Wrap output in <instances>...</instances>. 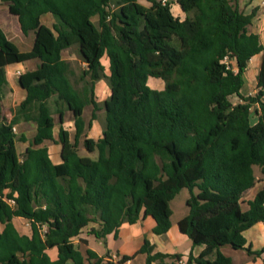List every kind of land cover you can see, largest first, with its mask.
I'll return each mask as SVG.
<instances>
[{
  "label": "trees",
  "instance_id": "obj_1",
  "mask_svg": "<svg viewBox=\"0 0 264 264\" xmlns=\"http://www.w3.org/2000/svg\"><path fill=\"white\" fill-rule=\"evenodd\" d=\"M146 1L119 0L113 8L110 0H0L22 33L33 36L20 49L0 27V264H122L137 253L145 254L144 264H178L181 254L154 250L147 238L117 261L89 248L83 256L73 239L88 226L98 239L117 237L122 223L143 215L154 219L153 233L164 234L169 203L182 188L189 191L188 211L177 227L193 245H204L185 264H231L224 245L264 254V245L253 251L244 237L264 223V185L243 199L257 182L254 166L264 175V45L248 29L253 16L238 0H175L184 18L172 13L171 0ZM47 14L50 25L42 21ZM67 48L77 50L80 64L62 57ZM256 54V90L243 95L244 71ZM226 55L236 70L226 67ZM30 59L39 63L18 77L26 96L7 116L4 67ZM149 77L163 88L149 86ZM100 79L110 93L101 107L102 135L94 140L86 130L100 109L94 99ZM66 111L72 138L63 126ZM20 121L35 123L31 139L17 137L13 126ZM81 138L94 158L78 154ZM18 140L30 146L21 155ZM46 140L60 144L59 163L51 161ZM13 217L27 221L30 233H19Z\"/></svg>",
  "mask_w": 264,
  "mask_h": 264
},
{
  "label": "crops",
  "instance_id": "obj_2",
  "mask_svg": "<svg viewBox=\"0 0 264 264\" xmlns=\"http://www.w3.org/2000/svg\"><path fill=\"white\" fill-rule=\"evenodd\" d=\"M264 0H238V6L242 10L244 14H252L251 23L248 26L249 31L253 33H257L259 35L261 43L264 45ZM141 3L148 5V1L140 0ZM111 6L113 8H117L119 6V0H110ZM171 11L174 15L179 16L180 18H184L185 14L182 11L180 5L175 1L171 0L170 3ZM6 11V12H5ZM0 27L6 34V36L10 39L8 35L9 31H12L10 22L13 23L14 20L17 21V18L10 14L8 11V6L5 3L0 2ZM44 20V21H43ZM95 21L96 18H93ZM42 21L50 25L53 21L52 16L45 15ZM18 23V21H17ZM19 27V23H18ZM20 34L18 35L19 39L22 42L27 43V48H29L32 44L33 36L29 34L25 36L20 30ZM62 57L65 59H72V48L64 49L62 52ZM104 61V62H102ZM101 62L104 64V71L106 73L107 66L109 65V60L106 54H104L101 58ZM261 62V54L254 55L248 62V65L244 71V80L247 82H251V79L254 78V84L256 86V75ZM39 63L38 59H30L21 63H12L8 64L4 67L5 78H6V86L4 87V97L2 99V107L12 108L18 105L26 96V91L19 85L18 77L21 73L26 70L34 69ZM253 63L250 69V64ZM20 73L17 74L16 72ZM108 74V73H106ZM148 78V83L154 88L161 89L163 88V81L161 79H150ZM241 89V93H242ZM110 89L107 85L105 79H100L94 84V99L100 105V109L97 111V118L91 121L90 127L86 130V136L93 138L94 140L98 139L102 135V121L101 112L103 110L102 102L109 96ZM91 106V105H86ZM92 106L89 109V116L86 121L89 119L91 114ZM85 111V107L83 109V114ZM71 117L66 122V126H64L69 134L70 138H72L74 132V124L72 119V114L70 111ZM10 116V114H6ZM64 123V121H63ZM26 125H29L30 130H28ZM60 125V124H59ZM59 125L57 130H55V126L53 128L54 137H57V132L59 129ZM15 133L18 136L23 135L27 139H31L35 134V123L32 121H20L16 125H14ZM31 132V135H28V132ZM82 141V138L80 139ZM79 141V142H80ZM48 149V154L53 163H59L61 161V146L59 143L51 140H46L44 142ZM83 145V144H82ZM78 143V147H79ZM16 151L18 155H21L25 152L30 146L27 141L16 142ZM250 190V189H249ZM258 190V189H257ZM256 190V191H257ZM255 192L246 191L243 195L244 200L252 199L255 195ZM248 192V194H247ZM181 218V217H180ZM179 219V218H178ZM172 222L168 231L164 234H155L152 231L153 226L155 225L154 219L149 215L141 216L135 223H122L117 231V237H114L112 233L108 234L102 241V247H96L93 243L96 241V237L94 235L88 233V227L84 228L81 233L74 237V242L79 249V251L85 256L86 249H91L96 252L99 256L105 255L106 253L113 261H117L121 255H132L134 254L142 245L144 238H147L150 244H154V250H158L164 253L175 254L179 253L184 258L187 259V256L190 254L193 257H196L204 248V245H190L188 244V240H191L186 234H183L179 231L177 227V221ZM12 222L17 229V231L21 234H29L30 228L27 221H25L21 217H13ZM3 224L0 223V230H2ZM244 237L246 239L245 246H249L251 250H259L264 245V223L258 222L244 231ZM98 239V238H97ZM182 244H186L187 246L184 250L178 251V247ZM220 251L228 256L231 260V264H263L264 254L255 255L253 253H248L245 249H234L230 245H224L220 247ZM48 254L51 259H55L57 255V251L55 248L49 249ZM139 259V260H138ZM145 254L137 253L129 259L128 261L122 264H144Z\"/></svg>",
  "mask_w": 264,
  "mask_h": 264
},
{
  "label": "rangeland",
  "instance_id": "obj_3",
  "mask_svg": "<svg viewBox=\"0 0 264 264\" xmlns=\"http://www.w3.org/2000/svg\"><path fill=\"white\" fill-rule=\"evenodd\" d=\"M6 12V11H5ZM0 17H2L0 15ZM16 17V16H15ZM44 21V20H43ZM10 25L11 28H12V31H9L8 35L10 37H12V39H14V42L19 46L20 49H26L27 47V43L26 42H22L18 35L20 34L19 32V27H18V23L16 20L12 22H10ZM72 59H68V60H71L72 62H77L78 64H80V59H79V55L77 53V50L75 48H72ZM104 62V61H102ZM101 62V64L104 66V64ZM253 65V63L250 64V69L252 68L251 66ZM108 67V66H107ZM106 73H109V70L107 68L106 70ZM152 80L154 79H157V78H150ZM148 83V82H147ZM149 86H151L149 83H148ZM153 87V86H151ZM154 88V87H153ZM242 94L243 95H249V94H254L255 93V90H256V86L254 84V78L251 79V82H246L244 83V85L242 86ZM239 100V98L237 96H232L231 97V101L232 102H237ZM14 107L12 108H6V107H2V112L3 114H10V111L13 109ZM91 108V106H85V111H84V114H83V117L84 119H87L88 116H89V109ZM101 115H103V112H101ZM255 111L252 112V121H255L256 117H255ZM54 116V119H55V122H56V125H55V130H57V127L59 125V117H58V114L57 113H54L53 114ZM71 117L70 113L69 112H65L64 116H63V125L66 126V122L69 120V118ZM101 121L103 122V116L101 117ZM28 130H30L29 128V125H26V127ZM28 135L30 136L31 135V132L29 131L28 132ZM79 147H78V154L79 155H82V156H89L91 158H94L96 153L95 152H89L87 151L84 146L82 145V141L79 142ZM254 172H255V175L257 177V182L256 184L254 185L253 188H251L250 190H248V192L252 193V192H255L257 189H259L262 185H264V175L261 174L259 168L257 166H254ZM247 192V194H248ZM189 196V191L187 188H182L175 196L174 198L170 201L169 205H170V208L172 210V215L170 217L171 221L172 222H175L178 218L182 217L184 214L187 213L188 211V207L186 205V199L187 197ZM245 196H246V193H245ZM96 241L93 243V245H95L96 247H102V241L101 239H95ZM188 244L192 245V241L191 240H188ZM187 245L186 244H182L178 247V251H183L184 248L186 247ZM182 258L184 260H186V258H184V256H182ZM118 260V259H117ZM139 260V259H138Z\"/></svg>",
  "mask_w": 264,
  "mask_h": 264
},
{
  "label": "built area",
  "instance_id": "obj_4",
  "mask_svg": "<svg viewBox=\"0 0 264 264\" xmlns=\"http://www.w3.org/2000/svg\"><path fill=\"white\" fill-rule=\"evenodd\" d=\"M167 0H161L162 3H165ZM264 2V1H263ZM223 62L226 65L227 68H232L233 70H236V65H235V60L234 57H231L229 55L224 56L223 58ZM17 74H19L20 72L17 71ZM13 130L15 131V128L13 126ZM178 264H185V260L183 258H180L178 260Z\"/></svg>",
  "mask_w": 264,
  "mask_h": 264
}]
</instances>
